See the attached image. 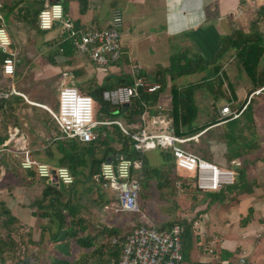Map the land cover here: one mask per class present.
<instances>
[{
  "label": "crops",
  "instance_id": "obj_1",
  "mask_svg": "<svg viewBox=\"0 0 264 264\" xmlns=\"http://www.w3.org/2000/svg\"><path fill=\"white\" fill-rule=\"evenodd\" d=\"M48 1L62 2L65 6L66 18H69L77 28L104 27L113 10L120 9L126 24L122 30V43L125 50L123 58H126L128 71L123 73L119 62L107 68L98 67L88 56L77 55L75 51L71 57L63 56L61 39L64 33L61 26L56 25L52 30L44 31L39 27L38 15L35 22L25 18L27 9L40 12ZM0 13L2 15L0 24L4 23L7 27L13 41L12 49L16 54V72L13 77H9L3 72L5 55L0 52L2 55V58L0 57V87L14 82L17 89L28 97L25 99L22 96L13 95L9 98L12 101L15 100L16 114L19 117L15 120L16 123H9V137L6 141L11 140L13 146L26 147L31 152L51 145L53 139L60 135L53 117L54 122L47 121L42 125L43 127L39 126V130H36L46 135L42 138L39 136L31 138L30 134L32 132L36 134V131L31 128L27 131L25 128L28 124L26 120H28L29 112L46 117V111H48L46 106L50 107L55 102L58 106V100H55V97L51 101L44 97L38 98L46 95L44 91H38L37 88L51 82L53 75L55 77L58 74L59 77L62 73L72 72L74 74L72 84L88 93L86 86H89V83L103 84L113 76L116 77L115 81L123 76H131V64H139L145 75L147 72L154 74L159 67H169L170 58L174 53L187 51L190 55L212 56L220 49L222 37L237 30L244 32L259 30L264 35V0H0ZM232 53L227 55V60L233 59ZM46 56L48 59L54 58V66L45 62L35 64V59ZM65 58L71 60L64 61ZM234 65V74L237 72L236 74L242 73L247 76L236 64ZM146 66H150L151 69L146 70ZM230 66L231 63L227 61L224 69L228 73L235 95L227 88L229 98L215 104L214 97L206 87H198L194 91L193 98L198 110L196 123L201 125L217 118L223 120L209 127V130L201 132L193 141L196 145L204 141L205 144L197 148L201 156L209 157L220 166L234 168L237 172V180L235 184L226 186L220 191L205 193L210 200L207 199L201 207L198 204L195 205L187 218L189 221L194 220L192 242L187 248L184 247V254L186 261L193 263L236 264L239 258L244 256L252 264H264V114L254 107L253 102L257 95L250 100L252 110L243 114L250 103L248 102L250 85L237 84L232 72L229 71ZM262 66H264V59L261 62ZM189 75L196 76L182 83L178 81L179 78ZM203 75L204 71L182 75L173 80L166 72L164 80L160 81L163 88L157 93L156 105L148 108L149 115L152 117L158 114L156 106L159 103L166 107L165 113H170L173 102L172 86L174 84L187 86L197 82ZM151 79L156 80L155 77ZM240 87L247 92L244 100L240 99ZM203 88L206 90L205 94ZM262 94L264 90L259 95ZM244 101L242 108H245L242 110L238 107ZM198 103L204 104L205 108L200 110ZM226 105H230L232 110H242L240 116L223 118L221 110ZM1 119L4 117L0 111ZM119 119L125 123L133 121L123 115ZM198 120L200 122H197ZM233 122L236 123L233 124ZM108 127L111 129L110 126ZM161 153L164 158L162 165L165 166L168 159L162 150ZM5 155L15 157L12 153H5L1 158L0 182L6 172ZM38 157L41 161L58 167L53 165L45 155L39 154ZM16 158L21 159L20 156ZM238 179L245 183L240 185ZM227 189H234V192H228ZM219 196L229 206L210 205ZM116 197L115 191V195L110 198L114 202ZM242 204L245 205L243 210L239 208ZM19 206L14 215L21 223H26L22 215L30 217L32 212L25 210L23 205ZM145 223L155 224L160 228L170 227L165 224L158 225L148 215ZM210 248L214 251L210 252ZM77 251L78 261L82 262L87 249L78 246Z\"/></svg>",
  "mask_w": 264,
  "mask_h": 264
},
{
  "label": "built area",
  "instance_id": "obj_2",
  "mask_svg": "<svg viewBox=\"0 0 264 264\" xmlns=\"http://www.w3.org/2000/svg\"><path fill=\"white\" fill-rule=\"evenodd\" d=\"M0 17L2 15L0 13ZM40 29L52 30L60 25L64 33L61 41L70 43L77 55H86L98 67L107 68L122 60L125 55L122 43V30L125 27L123 12L115 9L104 27L93 26L77 28L65 16V6L60 1H48L39 13ZM13 41L4 23L0 24V52L3 59V72L13 77L16 72V54L12 49ZM64 48L61 47V51ZM132 83L109 88L103 91V99L112 105L123 106L141 98L143 93L157 94L163 88L160 81L152 80L145 75L139 64H131ZM264 87L249 95L248 102L263 92ZM13 95L28 99L26 94L17 89L14 82L0 87V103ZM47 110L55 119L60 135L57 138L78 139L89 142L99 137L98 126L117 125L134 141L135 148L146 154L152 149L169 150L177 170L196 180L201 191H220L226 186L236 183L237 172L232 167H223L206 159L185 147L195 136L178 135L171 114L165 113L166 107L157 104V115H149V107L145 103L144 110L138 120L125 123L119 118H96V99L89 93L81 91L76 85H64L59 89L58 106ZM245 108V107H244ZM242 108V110L244 109ZM242 110H232L230 105L222 108L223 118H237ZM5 153L21 158L23 170H35L39 178H51L55 174L59 183L69 186L75 182V176L66 166L54 167L33 156L30 149L13 146L10 141L0 144V160ZM143 155L135 159L121 156L117 162L104 161L101 175L106 186L117 193V200L104 207L111 206L114 213L138 215L142 223H134L133 228L122 242V253L118 263L111 264H198L187 262L182 251V234L184 227L175 223L170 227L160 228L155 224L145 223L147 215L141 205L142 180L144 178ZM117 201V204L115 203ZM144 221V222H143ZM117 242V239L113 240ZM210 252L214 250L209 249ZM236 264H252L246 257L239 258Z\"/></svg>",
  "mask_w": 264,
  "mask_h": 264
},
{
  "label": "trees",
  "instance_id": "obj_3",
  "mask_svg": "<svg viewBox=\"0 0 264 264\" xmlns=\"http://www.w3.org/2000/svg\"><path fill=\"white\" fill-rule=\"evenodd\" d=\"M39 13L40 12L37 10L32 9L31 11L27 9L25 18L35 22ZM63 48V56L71 57L74 55V50L68 42L63 43ZM230 52H233L232 56L236 59L238 66L250 78L252 86L250 87L249 94L263 87L264 66L261 67V62L264 59V35L259 30H252L251 32L237 30L231 34L225 35L221 39L220 49L210 57H204L199 54L190 55L187 51L174 53L170 58V65L168 68L159 67L154 74H152V77H155L157 81H163L166 72L175 80L182 75L204 71V75L197 82L190 83L183 87L177 84L172 86L173 102L170 114L173 118V124L178 135L185 137L199 135L204 130H209V127L223 120L217 118L205 124H197L196 117L198 110L193 95L196 88L206 87L214 97L215 104L222 99L229 98V91L235 95L228 73L224 69L227 55ZM0 57L2 58V55H0ZM48 60L53 63L55 62L53 61L54 58L51 57ZM70 60V58H65L64 61ZM129 83H132V76L120 77L113 83L89 84L87 87L89 90L88 93L96 99V106L99 104V108L96 110L97 119H115L123 115L128 116L130 120L136 121L143 112L145 103L149 108L156 105L157 94L143 93L142 97L135 99L129 107L112 105L103 99L104 90ZM244 104L245 101L238 108L241 109ZM251 104L250 102L247 105L243 114L252 110ZM16 106L15 100L12 101L11 99H7L0 103V111L4 117V119L0 120L2 121L0 126V144L9 137V127L6 125L7 122L3 124V121L6 119V113L14 114V120H17L19 117V115L16 114ZM16 122L17 121H15V123ZM234 123L236 122H233V124ZM100 126H104L106 129L100 130L98 128L100 135L95 140L82 142L78 139L56 138L50 146L44 148L47 157L53 165L66 166L75 176V182L69 186H65L62 183L57 185L53 181L47 183L48 185L43 190L42 196L37 198L33 204V208L37 207L40 209L38 215L47 219V224L42 225L43 231L48 232L50 235V242H57V252L52 251L53 253L50 256L49 264H111L112 262L118 263L120 260L122 242L130 231L123 234L122 228L116 224H102L97 226L98 229L96 232H87L89 225H85L84 223L86 220L78 216V208L72 203V198H70V195L72 196V190L75 186L77 187L79 185L82 179L91 180L96 185L103 187L102 183H105V181L101 175V166L104 161L110 159L117 162L121 156L135 159L143 155L135 148L134 141L126 136L119 126L116 124L111 125V129L105 125ZM188 143L191 145H185V147L197 154L200 153L193 139ZM161 150L168 159L167 165L165 166H153L147 161L145 154L143 155L144 178L142 184L146 183V187H148L151 180H158L160 186H162V179L168 178L167 180L172 181L174 187L179 189L178 191H194V201L197 203L199 202L198 205L201 207L208 199L205 195L207 192L201 191L198 188L194 178L187 175H179L172 153L169 150ZM32 153L35 155L36 152L33 151ZM199 155L202 154L200 153ZM203 157L210 160L209 157L204 155ZM28 174H33L35 177L37 176L35 170H27V175ZM182 175H184V173ZM65 193L68 195L66 198L64 196ZM198 193L205 195L202 201L197 200ZM111 201L112 198H107L103 203V207L111 203ZM195 205L197 204H194V207ZM0 213L6 215V219L3 220V225L5 230H8L7 235L9 238L6 241L0 239V260L4 263L6 259L4 253H6V251L14 254L17 253L13 248H21L26 240L20 238L17 241L14 237H11V230L14 229L13 231H15L18 227L21 228V226H17L11 229V226L15 222L19 223L20 221L8 207L7 203L1 200ZM193 221L194 220L189 221L185 218L169 223L170 226L175 223H180L184 227V232L182 234L183 254L184 247L187 248L190 242H192L194 232ZM105 238L107 239L105 240ZM114 239H117V242H114ZM78 246L87 249L82 262L78 261ZM10 249L11 251H9ZM184 257L186 260L185 254ZM24 262L26 264H37L35 262L31 263L29 257H26ZM227 264H229V262Z\"/></svg>",
  "mask_w": 264,
  "mask_h": 264
},
{
  "label": "rangeland",
  "instance_id": "obj_4",
  "mask_svg": "<svg viewBox=\"0 0 264 264\" xmlns=\"http://www.w3.org/2000/svg\"><path fill=\"white\" fill-rule=\"evenodd\" d=\"M48 55L49 54L47 53V56ZM47 56L44 58L35 59L34 60L35 64L37 62L40 64L45 62L49 65L54 66L55 63L49 61ZM227 61L228 63H231V66L229 67V71L232 72L234 81L237 84H240V85L246 84V86L250 85L251 87L252 83L250 81V84H249L250 78L248 76L242 73L236 74L237 72H235L234 74V69H235L234 64L238 66L236 59L233 57L231 61H229L228 59L225 61V63ZM40 64H37V65L39 66ZM119 64L121 66V69L123 70L122 71L123 73L128 71L127 69L128 67L126 66L128 65L126 62V58H123L119 62ZM56 69H60V68H56ZM150 69H151L150 66H146V70L149 71ZM147 76L152 78V73L147 72ZM195 76L196 75H189L183 78H179L178 81L182 83V82L193 79ZM57 77H58V74L55 77L53 75L51 77L53 78V80L50 79L51 82H47L44 86L37 88L38 91H44L46 95V96H39L38 98L44 97L47 100L51 101L53 97H55V100L56 99L58 100L59 87L64 86V85H73L72 81L74 79V74H72V72L62 73L60 74L58 78ZM115 79L116 77L113 76L112 78H109L106 82L113 83L115 82ZM88 83L89 82H87V84ZM87 84H85V86ZM87 87L88 86H86V89ZM240 90H241L240 99L244 100L245 99L244 95L245 94L247 95V92H245L244 89H242L241 87H240ZM249 90L250 88L248 89V93H249ZM199 92H202V91H199ZM203 92L204 94L206 93V90L204 88H203ZM253 104H254V107L258 108L264 114V105H263L264 104V94L257 95L254 99ZM50 107L56 110L57 103L55 102ZM198 107L200 110L202 108H205L204 104H201V103H198ZM98 108H99V104L96 106V110ZM28 114H29L28 115L29 117L27 116L28 120H26L28 124L25 125L26 130L28 128H31L33 131H36V130H39L38 128L39 126L43 127L42 125L46 124L47 121L54 122L52 121L53 116L49 111H46L48 119H47V116L46 117L38 116L35 112H29ZM13 116L14 114L12 113H6V119L5 121H3V124L4 122H7L6 125L9 126V123L11 122L14 123L15 120ZM22 122L24 123V121ZM197 122H200V120H198ZM1 123L2 121H0V126H1ZM98 128L100 130L106 129L104 126H98ZM57 133L59 134L58 131ZM30 135H31V138L33 136H39L41 138L46 136L42 134L40 131H36V134L32 132ZM54 140L55 139H53V141ZM37 141H39V143L41 142L40 140H37ZM190 143H187L186 145L189 146L191 145ZM204 144H205L204 141L198 142L197 148H200V146ZM49 145H46V146H49ZM39 154L45 155L47 157L44 149L36 151L35 157L38 159H40V157H38ZM145 157L147 161L151 163V165H154V166H162V163L164 162V158L162 156L160 149H152L150 151H147V153L145 154ZM20 164H21V159H17L16 157H12L10 155L9 156L5 155L4 165H5L6 172L0 182V200L5 201L13 213H17L18 210L16 211V208L18 209L19 204H20L19 207L23 205L25 207V210L27 211L31 210L32 216L30 215V217H25L24 215H22V218L26 220V223L24 222L21 223V221L19 223L15 222L11 226V229L13 227L21 226V228L18 227L17 230L15 229V231H13L14 229L11 230L10 232L12 235L11 237H14L17 241L18 239L23 238L26 240V242L21 248H16V247L13 248L14 251L17 252L15 254L12 252L6 251V253H4V256L6 258L5 262L2 263V261L0 260V264H26L24 262L26 257H29L31 259V263L35 262L37 264H49L51 252L52 251L57 252V245H56L57 242L51 243L50 235L48 234V232L43 231L42 225L47 224V219H44L38 215V213L40 212V209H38L37 207L33 208V204L37 198H40L42 196L43 190L48 185L47 183L51 182L52 179H49V178L43 179L37 176L35 177L33 174L27 175V171H24ZM178 171H180V169ZM181 172L182 174L184 173V175H182L181 173H179V175L186 176L185 172L183 171ZM167 179L168 178L162 179L161 181V183L163 184L162 186H160L158 180H153V181L151 180L149 182L148 187H146V183L142 184L140 203L142 205L143 210L149 216V218L154 220V222L157 223L158 225H161V224L169 225L170 222L188 218L190 216V212L194 209V204L199 203V202L197 203L196 201H194V199L192 198L194 195L193 194L194 191H190V190L189 191L188 190L178 191L179 189L174 187V183L172 181H168ZM238 181L240 185H243L245 183L241 179H238ZM102 184H103V187H100L99 185H96L91 180L82 179L79 185L77 187L75 186V188L72 190V196L70 195V198H72V203L76 205V207L78 208V216L79 217L81 216L86 220V222L84 223L85 225L87 226L89 225L87 232L89 231L96 232L98 229L97 226L102 225V224H109V225L116 224L117 226L122 228L123 234H126L133 228L132 223H141L140 217L138 215H132L128 213H114L111 206L103 207V203L105 202V200L109 198L110 196H114L115 192L113 191L111 187H108L106 189V184L104 182ZM227 190L228 192H234V189H227ZM205 195L199 194L197 196V200L202 201ZM64 196L66 198V196H68L67 193H65ZM114 200H117V198H114ZM225 202L226 201L223 198H220L219 196L218 198L214 199L212 203L210 202L209 203L212 206L217 205V204L219 206L225 205L223 207L229 206ZM115 203L117 204V201H115ZM239 208L243 210L245 208V205L242 204L239 206ZM5 219H6V215L3 213H0V239H2L3 241H6L9 239L7 235L8 230L7 229L5 230V227L3 225L4 224L3 220ZM107 238H105V240ZM9 251H11V249Z\"/></svg>",
  "mask_w": 264,
  "mask_h": 264
},
{
  "label": "water",
  "instance_id": "obj_5",
  "mask_svg": "<svg viewBox=\"0 0 264 264\" xmlns=\"http://www.w3.org/2000/svg\"><path fill=\"white\" fill-rule=\"evenodd\" d=\"M129 106H130L129 103H125V104L123 105V107H129ZM52 181L55 182L57 185H59L58 177H57V175L55 174V170H54V175H53V177H52Z\"/></svg>",
  "mask_w": 264,
  "mask_h": 264
}]
</instances>
